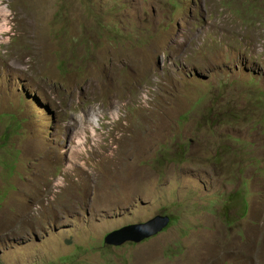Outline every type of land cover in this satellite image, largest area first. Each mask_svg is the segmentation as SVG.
<instances>
[{"label": "rangeland", "instance_id": "374dc122", "mask_svg": "<svg viewBox=\"0 0 264 264\" xmlns=\"http://www.w3.org/2000/svg\"><path fill=\"white\" fill-rule=\"evenodd\" d=\"M0 264H264V0H0Z\"/></svg>", "mask_w": 264, "mask_h": 264}, {"label": "water", "instance_id": "95a60500", "mask_svg": "<svg viewBox=\"0 0 264 264\" xmlns=\"http://www.w3.org/2000/svg\"><path fill=\"white\" fill-rule=\"evenodd\" d=\"M170 220V217L158 215L145 224L121 228L109 234L105 238V243L109 245H120L127 241L139 243L144 238H148L165 228L170 223Z\"/></svg>", "mask_w": 264, "mask_h": 264}, {"label": "trees", "instance_id": "16d2710c", "mask_svg": "<svg viewBox=\"0 0 264 264\" xmlns=\"http://www.w3.org/2000/svg\"><path fill=\"white\" fill-rule=\"evenodd\" d=\"M115 11L118 13V9L113 10V12H115ZM119 14H120V10H119ZM118 26H119L118 23H116L114 26H111V32L114 33V36H113V38H112L111 41L115 42L116 44H120V43H121L120 40L118 39L119 37H118V36H115V33H116L117 35H119V33H118L119 31L116 30V28H117ZM61 68H62V69L65 68V63H64V62L61 63ZM2 141L4 142V144H7V143H8V134H6V133L3 134Z\"/></svg>", "mask_w": 264, "mask_h": 264}, {"label": "bare ground", "instance_id": "6f19581e", "mask_svg": "<svg viewBox=\"0 0 264 264\" xmlns=\"http://www.w3.org/2000/svg\"><path fill=\"white\" fill-rule=\"evenodd\" d=\"M158 216V215H157ZM159 216H165V215H159ZM156 217V216H155ZM168 218H169V216H167ZM153 219V218H152ZM151 220V219H150ZM171 221V220H170ZM149 222V221H148ZM169 224L170 223H168V225L165 227V228H163L162 230H160V231H158L157 233H155L154 235H152V236H150V237H148V238H144L142 241H144V240H147V239H150V238H152V237H155V236H157V235H159L160 233H162L168 226H169ZM136 225V224H135ZM137 225H141V224H137ZM128 226H133V225H128ZM127 227V226H126ZM142 241H140L139 243H141ZM104 243H105V239H104ZM133 243V242H132ZM106 244V243H105Z\"/></svg>", "mask_w": 264, "mask_h": 264}]
</instances>
